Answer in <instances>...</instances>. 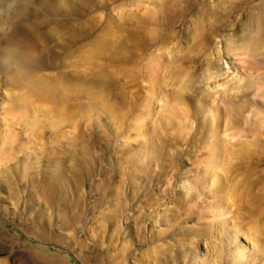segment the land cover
Here are the masks:
<instances>
[{
  "label": "rangeland",
  "instance_id": "374dc122",
  "mask_svg": "<svg viewBox=\"0 0 264 264\" xmlns=\"http://www.w3.org/2000/svg\"><path fill=\"white\" fill-rule=\"evenodd\" d=\"M0 11L11 26L58 29L8 61V76L0 67V264H264V95L227 93L264 74V49L243 56L250 71L237 62L240 27L264 0H1Z\"/></svg>",
  "mask_w": 264,
  "mask_h": 264
},
{
  "label": "bare ground",
  "instance_id": "6f19581e",
  "mask_svg": "<svg viewBox=\"0 0 264 264\" xmlns=\"http://www.w3.org/2000/svg\"><path fill=\"white\" fill-rule=\"evenodd\" d=\"M42 1V0H41ZM1 2V0H0ZM54 2V1H53ZM52 1L49 3V5L47 6L48 8H52L53 7V3ZM56 4V3H55ZM46 6V5H45ZM3 8V7H2ZM48 10V9H47ZM50 11V10H49ZM52 11V10H51ZM1 12V11H0ZM25 12V11H24ZM211 12V10H209V13ZM27 13V11L25 12ZM26 15V14H25ZM17 16V15H16ZM14 18V17H13ZM2 20V19H1ZM254 20V18L252 17L250 22L249 23H243L242 26L240 27L241 29V34L238 35L237 37L239 38V40L242 42V47L240 48L241 50H243V53H241L239 56H241L242 58H239L238 59V63L240 65V67L243 69L244 68V71H248L249 70V67H250V70H252L253 67L251 66H246L248 64H250V61H248V58H257L258 56L262 55V51L264 49V11L262 12L261 16L256 20L254 21V23H252V21ZM18 21H20L18 19ZM7 22V21H6ZM33 22V21H32ZM42 24V22H40ZM40 28V24H37V25H33V24H29L27 23V21H25L24 19H22L20 21V23L17 24L16 22V25H8V23H5V21H1L0 22V39L3 38L4 39V50H3V53L0 57V67H4L5 71H6V74L7 76L10 74V71L11 69L8 68V61L9 63H21V61L23 60H26V58L29 57V53L31 54L32 51L35 49L36 52L40 50V47L42 46V41L44 42L46 39H50V38H53L55 36L53 35H57L58 33V29H55V28H52L50 29V31H48L49 33H44V31L42 30V28L40 30H42L43 32H41L39 30ZM54 33V34H52ZM43 49V48H42ZM230 52H234L235 49L232 47V48H229ZM41 52V51H40ZM236 53V52H235ZM244 54V55H243ZM248 56L247 59L243 58V56ZM29 59V58H28ZM23 63V62H22ZM251 65V64H250ZM30 67V66H29ZM31 67L34 69V71L36 70H42L43 68L46 67V64H45V61L44 60H41L39 59V61L37 60L36 63ZM246 69V70H245ZM249 70V71H250ZM255 70V69H254ZM32 74L33 72L30 71ZM212 75V74H211ZM25 76V75H24ZM30 76V75H29ZM36 76V75H35ZM38 76V75H37ZM36 76V77H37ZM214 75H212L211 78H213ZM32 77V76H31ZM33 78L32 79H28V81L24 82V83H27L30 87H32L36 92L35 93H44L45 92V85H43V82L40 81V78ZM41 77V75H40ZM189 78V77H188ZM43 81V80H42ZM75 81V80H74ZM71 82V81H70ZM187 85H184L183 87V90L184 91H188V90H192L193 86H194V83L195 82V77L192 78V80L190 79L189 81H187ZM242 82L244 83L243 86L241 85ZM75 83V82H74ZM80 83V82H79ZM238 83V82H237ZM78 84V82H77ZM47 85V83H46ZM61 84H59L60 86ZM241 85V86H240ZM24 87V85H21ZM21 86H19V89L21 88ZM64 86V85H63ZM76 86V85H75ZM81 86V85H80ZM88 86V85H87ZM237 87H230L229 90L227 91L228 94H230V91L231 90H241L243 92L245 91H250V90H253V89H256L255 91L257 92H262L263 95H264V74L262 75V78H260L259 80L257 79H254V77L252 76H249V78H242V81L236 85ZM27 87V86H26ZM26 87H25V91H26ZM57 87V86H56ZM55 87V88H56ZM70 87V86H69ZM82 87V86H81ZM48 88V87H47ZM58 88V87H57ZM61 88V87H60ZM58 88V89H60ZM18 89V88H17ZM24 89V88H23ZM63 89V88H62ZM66 89V88H65ZM71 89V88H70ZM22 90V89H20ZM19 90V91H20ZM33 90V91H34ZM51 90V89H50ZM30 91V89H29ZM32 91V92H33ZM49 91V90H47ZM57 91V90H56ZM60 93L61 91L62 92H65V90H58ZM78 91V90H77ZM194 91V94L193 95H196V93H199L197 89H193ZM181 92V91H180ZM191 92V91H190ZM242 92V93H243ZM25 93V92H24ZM29 93V92H27ZM34 93V92H33ZM32 93V94H33ZM181 93H184V92H181ZM31 94V93H29ZM46 94V93H45ZM50 94V93H49ZM25 95V94H24ZM38 95V94H35V96ZM61 95V94H60ZM28 96V95H26ZM40 96V95H39ZM180 99L182 100V96L183 95H179ZM204 98L202 99V101H199L198 104L199 105H202V108H204V105L206 103H209V101L213 103V97L215 95L211 94V93H204L203 94ZM49 97V96H48ZM97 97V96H96ZM28 98V97H27ZM43 98V97H42ZM152 98H154L152 96ZM198 98V97H197ZM30 100V99H29ZM33 100V98H32ZM62 101V99H61ZM153 101V99H152ZM32 102V101H30ZM28 103V102H27ZM25 102V104H27ZM211 103V104H212ZM234 104H232V114L236 117L235 119H237L238 122H241L242 123V116H241V112H240V109H239V106L236 105L235 102H233ZM29 104V103H28ZM66 104V103H65ZM64 104V105H65ZM34 106V105H33ZM32 106V107H33ZM69 106V105H68ZM206 106V105H205ZM208 106V105H207ZM206 106V108H207ZM211 106V105H210ZM34 107H37V106H34ZM230 107V106H229ZM23 108V107H22ZM21 108V109H22ZM187 108V107H186ZM34 109V108H33ZM63 109H64V106H63ZM72 109V108H71ZM25 110V109H24ZM62 110V109H61ZM65 110V109H64ZM14 111V110H13ZM63 111V110H62ZM61 111V113H62ZM185 111V114L187 112V110H183ZM23 112V111H22ZM64 112V111H63ZM67 112V110L65 111ZM64 112V113H65ZM198 112V111H197ZM196 112V114H197ZM61 113L60 116H63ZM231 113V112H230ZM10 114V113H9ZM17 114V113H16ZM15 114V115H16ZM18 114H19V110H18ZM21 114V113H20ZM184 114V113H183ZM35 115V114H34ZM19 116V115H18ZM26 116V115H25ZM185 116H188V115H185ZM234 116L232 118H234ZM17 117V116H16ZM13 118H14V115H13ZM61 122V121H60ZM234 123V122H233ZM240 123V125H241ZM235 126V124L233 125ZM236 126H238V123L236 124ZM236 126L234 128H236ZM230 127V126H229ZM232 129L234 130V132H240V130H244V128L242 127V129L238 128L239 131H235L236 129ZM12 131V130H11ZM13 132V131H12ZM254 132V131H253ZM10 134V132H8ZM8 134V136H9ZM12 134V133H11ZM10 134V135H11ZM15 135V134H14ZM232 135V134H231ZM5 136V135H4ZM7 136V137H8ZM12 136V135H11ZM10 136V139L12 140L14 137L11 138ZM5 139V137H4ZM9 138H7V140L10 141ZM6 140V139H5ZM5 144V142H4ZM4 146V145H3ZM2 149V147H1ZM1 152V151H0ZM4 154V153H2ZM55 160L58 161L57 158H60L58 153H55ZM1 157V156H0ZM3 157V156H2ZM7 157V156H6ZM2 161V160H0ZM61 176V175H60ZM57 187V186H56ZM55 185L53 183H47L45 187H43V192L42 194L44 195V198L45 199H49L52 197V193L53 195H55L57 193V189H56ZM113 192V191H112ZM111 192V193H112ZM114 195V193H113ZM119 196V195H118ZM54 200V199H53ZM116 207V206H115ZM118 210V209H117ZM231 212V211H230ZM229 211L227 212L228 214H232L230 213ZM233 212V211H232ZM236 215V214H235ZM231 216V215H229ZM233 220V219H232ZM222 222V221H220ZM225 224L227 221H224ZM229 223V222H228ZM224 224V223H223ZM215 227H222V229H225L223 226H221L220 223L218 222H215ZM221 230V229H220Z\"/></svg>",
  "mask_w": 264,
  "mask_h": 264
}]
</instances>
